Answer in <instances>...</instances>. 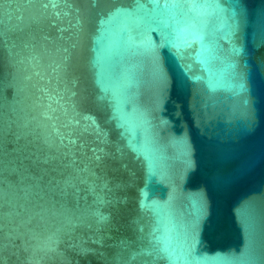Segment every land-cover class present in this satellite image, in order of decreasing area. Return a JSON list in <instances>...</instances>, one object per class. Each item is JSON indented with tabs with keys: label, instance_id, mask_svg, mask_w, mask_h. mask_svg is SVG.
<instances>
[{
	"label": "water",
	"instance_id": "1",
	"mask_svg": "<svg viewBox=\"0 0 264 264\" xmlns=\"http://www.w3.org/2000/svg\"><path fill=\"white\" fill-rule=\"evenodd\" d=\"M0 264H264V0H0Z\"/></svg>",
	"mask_w": 264,
	"mask_h": 264
}]
</instances>
